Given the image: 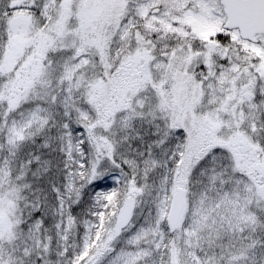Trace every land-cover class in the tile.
Wrapping results in <instances>:
<instances>
[{
    "label": "snow or ice",
    "instance_id": "1",
    "mask_svg": "<svg viewBox=\"0 0 264 264\" xmlns=\"http://www.w3.org/2000/svg\"><path fill=\"white\" fill-rule=\"evenodd\" d=\"M0 264H264V0H0Z\"/></svg>",
    "mask_w": 264,
    "mask_h": 264
}]
</instances>
